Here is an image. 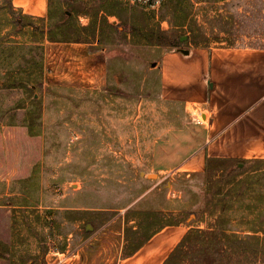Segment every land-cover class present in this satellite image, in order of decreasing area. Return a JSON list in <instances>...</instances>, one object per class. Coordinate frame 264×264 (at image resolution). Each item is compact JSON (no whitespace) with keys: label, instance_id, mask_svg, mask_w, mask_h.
<instances>
[{"label":"rangeland","instance_id":"1","mask_svg":"<svg viewBox=\"0 0 264 264\" xmlns=\"http://www.w3.org/2000/svg\"><path fill=\"white\" fill-rule=\"evenodd\" d=\"M126 1L148 7L156 13L155 21L160 19L163 0ZM191 3L208 38L200 46L264 47V0ZM5 4L0 0V39L28 45L29 59L43 58V74L36 73L43 87L37 88V81L30 83L32 88L11 87L0 76V176L5 177L0 182V264H120L126 256L127 228L138 230L146 218L140 211L159 208L168 193L163 183L154 190L160 199L143 200L157 179L141 175L149 159L147 148L183 121L182 109L162 96L163 49L132 41L102 49L90 45L88 54L100 53L97 63L106 66L105 82L92 88L79 78L88 59L56 48L69 43L50 42L31 27L18 25L24 12L15 8L14 14ZM24 15L36 27H45L48 16ZM79 21L86 26L90 20ZM162 27L172 32L169 19ZM32 45L44 50L29 55ZM193 46L189 42L182 49ZM19 63L12 60V69ZM21 64L33 71L32 63ZM240 168L246 172L237 181L246 179L248 189L239 202H222L217 195L207 204L205 182L177 183V207L192 205L193 211L166 212L148 232L174 220L193 223L190 231L207 230L225 211L228 228L238 236L252 235L253 227L260 231L261 224L264 229L258 218L264 211V165ZM195 193L202 194L197 206Z\"/></svg>","mask_w":264,"mask_h":264},{"label":"crops","instance_id":"2","mask_svg":"<svg viewBox=\"0 0 264 264\" xmlns=\"http://www.w3.org/2000/svg\"><path fill=\"white\" fill-rule=\"evenodd\" d=\"M12 3L24 14L48 16L50 0H12ZM56 48L76 51L80 53L78 59H88V68L80 67L83 84L93 88L103 79L105 82L106 66L97 63L100 53L88 54L90 45L63 44ZM162 51L159 61L162 96L182 109L183 121L170 126L147 148L149 159L141 175L157 179L143 200L156 199L155 195L161 193L155 194L154 190H160L163 183L168 193L164 203L156 206L159 208L148 206L140 213L186 214L193 211L192 205L177 207V198L181 196H177L180 192L175 185L195 180L205 182L209 160L238 167L264 160V47L193 46ZM4 178L1 175L0 182ZM201 195L194 194L193 206L200 203ZM193 226L191 222L165 225L120 264H164Z\"/></svg>","mask_w":264,"mask_h":264},{"label":"trees","instance_id":"3","mask_svg":"<svg viewBox=\"0 0 264 264\" xmlns=\"http://www.w3.org/2000/svg\"><path fill=\"white\" fill-rule=\"evenodd\" d=\"M4 2L10 12L18 13L11 0H4ZM161 6L160 19L155 21L157 18L155 12L149 11L148 7L141 6L139 3L132 5L126 0H50L45 27H36L37 25L30 17L21 13H19L18 25L23 28L31 27L34 29V34L39 32L50 42L88 44L97 49L129 43V41L166 50L182 49L189 42L196 47L206 43L208 38L203 34L195 12L193 13L190 9L191 0H163ZM80 17L88 18L89 24L82 25L79 21ZM25 19H27L26 23L22 24ZM168 19L172 25V32L162 27V21ZM184 36H188L186 42L182 41ZM27 46L18 43L10 44L0 39V76L12 82L11 87H31L30 83L37 81L36 86L40 89L43 83L39 78L37 80L36 76H39L36 73L39 72L40 77L43 74V58L39 62L34 56L29 59L28 52L25 51ZM32 46L28 49L29 55L36 50H44L42 45ZM12 60L20 61L15 69H12ZM23 62L32 63L33 65L30 64V66L33 67V71L30 72L27 67L24 68L21 64ZM20 73L27 77H20L22 76ZM244 164L260 169L264 165V160ZM245 172V169H241L234 163L226 164L220 160H209L204 175L205 184L208 185L207 204L212 203L217 195L222 202L227 199L239 202V198L246 194L248 183L246 179L237 181V178ZM224 187L228 188L226 193L223 192ZM238 187L242 190L239 191ZM222 213L212 228L189 231L164 264H252L253 260L264 262L263 224L260 225V231L253 227L252 235L238 236L228 228L229 219L225 217L226 211ZM193 214L197 216L199 213ZM142 215L146 217L143 219L145 225L140 222L138 230L129 228L126 232L128 242L126 257L138 252L160 229L152 233L148 232L150 224L160 221L158 217L162 215V212L142 213ZM258 218L261 223H264V211L260 212ZM181 222L182 220H174L167 225H178ZM260 232L263 233L262 237L259 236Z\"/></svg>","mask_w":264,"mask_h":264},{"label":"water","instance_id":"4","mask_svg":"<svg viewBox=\"0 0 264 264\" xmlns=\"http://www.w3.org/2000/svg\"><path fill=\"white\" fill-rule=\"evenodd\" d=\"M185 52H188V51H185ZM240 166H243V165H240Z\"/></svg>","mask_w":264,"mask_h":264}]
</instances>
